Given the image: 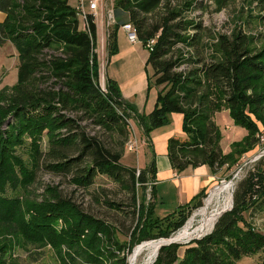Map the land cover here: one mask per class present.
Returning a JSON list of instances; mask_svg holds the SVG:
<instances>
[{
  "label": "trees",
  "instance_id": "16d2710c",
  "mask_svg": "<svg viewBox=\"0 0 264 264\" xmlns=\"http://www.w3.org/2000/svg\"><path fill=\"white\" fill-rule=\"evenodd\" d=\"M112 3L125 13L127 22L119 21L108 31L107 57L116 52V26L130 23L135 40L148 50L147 81L156 88L155 104L146 113L122 97L119 84L108 74L104 90L97 85L92 12L86 11L82 21L77 4L67 0H0L4 13L0 44L10 40L18 61L16 83L0 88V223L15 220L24 237L37 246L46 242L56 247L60 264H128L132 243L178 229L188 211L199 204L203 191L172 213L155 216L167 223L157 234L149 233L142 223L144 207L137 202L129 240L120 241L112 223L80 208L57 186L47 187L40 202L31 200L25 217L19 196L6 192L30 183L38 167L69 174V182L83 190L97 174L107 175L122 183L135 202V183L144 187L153 181L156 165L154 159L141 169L125 163L122 147L130 119H136L146 136L178 112L183 132L167 140L169 164L180 172L207 164L216 174L234 163L239 145L255 143L256 118L264 109V35L259 47L252 46L241 29L208 40L202 20L184 13L193 9L190 0L177 6L167 0ZM219 104L247 129L242 140L230 144L228 153L220 147L222 135L212 119ZM41 133L47 135V150L31 151L32 169L27 179L24 174L21 178L18 169L23 163L16 146L25 134L35 138ZM248 185L245 178L234 187L231 208L218 215L202 238L186 245L183 255L178 258L175 244H165L152 264H232L242 255L264 251V231L252 221L255 208L264 206V189L249 202ZM106 204L116 206L113 201ZM148 208L153 214L152 203ZM6 247L0 245V264H19L6 257Z\"/></svg>",
  "mask_w": 264,
  "mask_h": 264
},
{
  "label": "rangeland",
  "instance_id": "374dc122",
  "mask_svg": "<svg viewBox=\"0 0 264 264\" xmlns=\"http://www.w3.org/2000/svg\"><path fill=\"white\" fill-rule=\"evenodd\" d=\"M68 1L72 4L75 0ZM90 1L96 3L98 9L101 7L103 8L104 5H106L108 25L105 30L108 34V31L113 25H115L114 23L117 22L115 15H117L120 10L118 11L114 9L112 0H77L78 3L82 4L84 10L87 6H89L88 3ZM167 1H169L172 5L175 4V6H177L178 4L181 5L184 0ZM190 1L193 2V9H190L189 11L186 10L184 13L189 15V17H198L202 20V24L208 28V40L211 36L218 34L231 35L233 31L241 29L244 32V35L250 40V44L252 46L254 45L259 47L261 45L263 39L262 36L264 35V0ZM78 16L80 20L83 21V17L79 12ZM116 30V52L112 55L113 57L111 56V58H107L106 55H104L105 48L107 51V45L105 44L107 38L104 39L103 42L101 40H97V37L95 39V54L97 58H100V60L98 58V74L96 75L95 81L97 85H103V87H105V76L106 73H108L109 76L114 78L116 82H126L129 84L131 89L130 91H124L125 93L123 98H128L126 99L128 102L134 104L138 103L142 106V104L148 102L150 98H153L152 95L155 90L154 87L147 81V75L151 73L148 64L145 63V59L147 57L146 51L148 50L141 43L131 39V36L128 34L126 29L122 27V25H117ZM16 56V49L11 45L10 40L0 44V88L4 85L8 86L12 83H16V69L18 64ZM99 62H101L100 65ZM218 108L219 109L214 112V120L219 126L220 135H222L220 147L225 153H228L231 150L230 144L233 141L236 142L242 140L247 129L244 126L241 127L237 125L233 121L229 110H223L225 108H223L221 104H219ZM256 120H258V129L255 133L256 135L254 136L255 143L251 147H248L245 143L242 146L239 145L238 155L236 156L234 163L228 167L218 169L219 171L216 173L218 177L215 179L214 185L211 186L212 189L214 187L216 189L223 182H230L235 178L232 185L233 187H231V205L233 204L232 199L234 187H236V185H238V183L245 178L249 179V185L247 186L249 189V202L256 199L259 191L262 188L264 189V109ZM129 125L131 126L130 132L127 134L126 141L123 144L122 153L126 164L141 169L144 161L141 150L139 149L142 144V138L139 135L140 133L134 118L129 120ZM163 126L172 128L174 123L172 120L168 119L166 123L160 125V127ZM87 127L88 129H92L94 126L88 125ZM160 127H157L152 131L159 130ZM46 137L47 135L45 133H41L35 138L25 134L22 138L21 144L16 146L15 153L21 158L20 160H22L23 163V165H21V169H18L20 174L19 176L21 178L24 174L27 179V173L32 169L30 156L31 151H33L35 147L47 150L48 146ZM128 143H134V149L127 150L126 148ZM69 176V174L65 175L61 172L54 170L51 171L44 169L43 166H40L35 170L34 178H32L30 183L25 182V184H23L22 182V185H18L13 188L12 191H7L6 194L11 196L12 194H16L19 196L22 201L21 211L23 212V215L27 217L29 212L26 210V206L32 203L31 200L40 202V199L43 198V195H45L47 187L57 186L62 195L72 196L73 199L79 203L80 208L112 223L117 229L115 235H117V238L120 241L129 240L128 232L132 230L135 225L137 215L132 214V210L134 209L133 206L139 201L144 207L141 220L142 223L148 226L147 230L149 233L157 234L167 228V223L156 220L154 218L155 214L150 213V210H148L149 205L153 203V194L151 191L153 182L151 180H149L144 187L139 183H135V202H133L132 194L126 190V187L122 183L112 180L111 177L107 175L97 174L94 176V182L87 190H83L81 187L78 188L71 184L68 179ZM209 188L207 187L204 189L200 196L199 204L196 207H192L191 210L188 211L185 215L184 223L181 224L178 229L170 231L168 235L154 236L150 239L139 240L132 243V249L126 257L128 264H131V260L135 252L140 249L141 253L136 258L137 263H135H144L147 260L146 256L148 250L146 248H148V245L163 243V239L169 240V238L173 235H177L179 231L185 228V225H188L192 218L194 222L191 228L185 234L180 232L178 237L183 238L187 234L195 232L194 230H197L204 223V221L207 220L206 218L209 217L212 210L219 205L218 203H220L219 199V201H217V199L213 200L211 204L208 203L211 194L216 191L215 189L214 191L211 189V192ZM111 201H113V204L116 206L112 207V205L106 204ZM167 210L168 207L159 209L158 217H162L167 214ZM199 211L200 213L196 215ZM246 212H248V209L245 211V215ZM253 216L254 219L252 221H254V227L257 230L264 231V206L255 208ZM55 224L57 226L61 225L60 221H57ZM15 227H17L15 220L13 223H0V245L5 244L7 246L5 253L8 259L11 258L13 262H18L19 264H60V255L56 247L54 248L46 242L37 246V243H33L30 238H25L22 231L19 230L18 227L13 231ZM205 231L206 229L199 230L198 232L203 235L197 239L202 238L207 233ZM191 239L192 238H190V241L188 242L178 241L166 244H175L177 246V255L179 258L183 255L186 245L190 242L193 243L196 238ZM174 241L176 240L174 239ZM140 246L141 248L138 249L137 247ZM136 248L137 250L135 251ZM232 264H264V251L242 255L240 259L234 260Z\"/></svg>",
  "mask_w": 264,
  "mask_h": 264
},
{
  "label": "crops",
  "instance_id": "0c3cea01",
  "mask_svg": "<svg viewBox=\"0 0 264 264\" xmlns=\"http://www.w3.org/2000/svg\"><path fill=\"white\" fill-rule=\"evenodd\" d=\"M68 1V0H67ZM77 0H75L72 4L68 1L69 4L75 5ZM117 10V9H115ZM85 11H90L95 18V29L97 31V40H101L102 42L104 39L107 38L106 27L108 25V17H107V8L106 5L104 7L98 9L97 5L96 8H90L87 6ZM119 11V10H118ZM115 11V12H118ZM3 12H0V21L3 19ZM116 16V21H120L121 23L127 22V16L125 13L119 11ZM115 21V22H116ZM116 22V23H117ZM115 24V23H114ZM120 25V24H119ZM116 30V28H115ZM117 31V30H116ZM138 42V41H137ZM139 43V42H138ZM104 52V51H103ZM106 48L104 55L107 57ZM114 54V53H113ZM112 54V55H113ZM111 55V56H112ZM111 56L107 58H111ZM113 57V56H112ZM99 58V57H98ZM100 60V58H99ZM101 62H99L100 65ZM108 74V73H106ZM109 75V74H108ZM110 77V76H109ZM112 78V77H111ZM114 79V78H113ZM121 88L122 97H124V91H130L129 84L125 83H118ZM154 93L152 95V99L148 102H145L140 106V104H136V109L139 112H148L155 104V92L156 88L154 87ZM130 93V92H129ZM128 99V98H126ZM227 110L228 109H223ZM215 114L213 116L214 120ZM135 119V118H134ZM182 115L178 112H173L170 115V120L174 123L172 128L168 127H160L159 130H154L147 133L146 136L142 135V131L140 127L137 125L136 119L135 123L139 130V135L142 138V144L139 149L141 150L142 157H143V165L142 168L146 167L148 161L154 159V165H156V174L154 176L153 186H152V199H153V206H154V214L155 216H159L158 210L163 209L164 207H168V214L172 213L177 209V207L181 204L189 202L191 198L201 191H204L207 187H211L214 185L215 179L218 177L216 174L210 170L207 164L199 165V166H189L188 168L184 169L183 171L174 170L168 162L167 157V140L170 135L178 134L182 135V123H181ZM217 123V122H216Z\"/></svg>",
  "mask_w": 264,
  "mask_h": 264
},
{
  "label": "bare ground",
  "instance_id": "6f19581e",
  "mask_svg": "<svg viewBox=\"0 0 264 264\" xmlns=\"http://www.w3.org/2000/svg\"><path fill=\"white\" fill-rule=\"evenodd\" d=\"M235 179V178H234ZM234 179H232L230 182H223L221 185H219L216 189L215 187L212 189V191H214V189L216 191H214L210 198H209V204L212 203L213 200L217 199V201L220 200V203H218L219 205L212 210V212L210 213L209 217L206 218L207 220L204 221V223L197 229V230H194L195 232H191L189 234H187L185 237H181L179 238L178 235H180V232L183 234H185L186 232H188V230L191 228L194 220L193 218L189 221L188 225H185V228H183L181 231L178 232L177 235H173L171 238H169L170 241H174V239L176 240L175 242H178V241H182V242H188L190 241V238H199L201 237L203 234L202 233H199L198 231L199 230H204L206 229L205 232H207L208 230L211 229V227L214 225L215 221L218 219V215L220 213H223L224 211H226L230 206H231V187H233V183H234ZM207 198V199H208ZM219 199V200H218ZM201 211V210H200ZM200 211L198 213H196V215H198L200 213ZM178 237V238H177ZM164 242L167 241L168 239H163ZM192 240V239H191ZM160 241V240H159ZM157 242V241H156ZM163 242V243H164ZM161 244V243H160ZM159 243H154V244H151V245H148V248H146L148 250V253H147V260L144 262V263H141V264H151L152 262V259L154 258V256L157 255L158 253V250H159ZM138 249L141 248L140 247H137ZM137 248L135 249V251L137 250ZM134 251V252H135ZM143 251V250H142ZM141 253V249L140 250H137L131 260V264H136V258L138 257V255ZM132 257V256H131ZM130 262V260H129ZM136 262V263H135Z\"/></svg>",
  "mask_w": 264,
  "mask_h": 264
},
{
  "label": "built area",
  "instance_id": "2783aa9c",
  "mask_svg": "<svg viewBox=\"0 0 264 264\" xmlns=\"http://www.w3.org/2000/svg\"><path fill=\"white\" fill-rule=\"evenodd\" d=\"M76 4H77V9L79 10V13L82 15L83 19L85 20L84 13H86V11L83 9L82 4H80V3H78V2H77ZM88 4H89V7H90V8H93V9L96 8V3L90 1ZM122 27H123L124 29H126V31L128 32V34L131 36V39H134V40H135V38H136V36H135V32H134V30L131 28L130 23H129V24H123ZM100 87H101V89H103V90H104V88H105V87H103V85H100ZM134 147H135V144H134V143H133V144H132V143H128L126 149H127V150H132V149H134ZM209 189H210V191H211L212 187L209 188ZM229 208H230V207H229ZM229 208H228V209H229ZM192 239H193V238H192Z\"/></svg>",
  "mask_w": 264,
  "mask_h": 264
},
{
  "label": "water",
  "instance_id": "95a60500",
  "mask_svg": "<svg viewBox=\"0 0 264 264\" xmlns=\"http://www.w3.org/2000/svg\"><path fill=\"white\" fill-rule=\"evenodd\" d=\"M195 238H196V237H195ZM196 239H197V238H196ZM169 242H172V241H170V240L165 241L164 243H161V244L159 245V247L162 246V245H165L166 243H169ZM173 242H175V241H173Z\"/></svg>",
  "mask_w": 264,
  "mask_h": 264
}]
</instances>
